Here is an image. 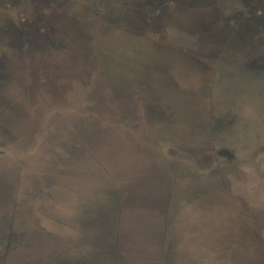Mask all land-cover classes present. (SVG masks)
<instances>
[{
  "label": "rangeland",
  "instance_id": "1",
  "mask_svg": "<svg viewBox=\"0 0 264 264\" xmlns=\"http://www.w3.org/2000/svg\"><path fill=\"white\" fill-rule=\"evenodd\" d=\"M136 1L0 9V264L263 263L264 35L202 55Z\"/></svg>",
  "mask_w": 264,
  "mask_h": 264
},
{
  "label": "flooded vegetation",
  "instance_id": "2",
  "mask_svg": "<svg viewBox=\"0 0 264 264\" xmlns=\"http://www.w3.org/2000/svg\"><path fill=\"white\" fill-rule=\"evenodd\" d=\"M141 1V2H140ZM136 1V3H141L139 7H141V12L144 16H142V22L148 27L153 23L151 20H157V23H164L167 20L174 21L175 24H180L187 29L191 30L195 33V30L198 31V35L200 36V43L203 41L205 47L201 48L202 55H206L210 49V47H214L215 54L217 52H223L227 47L226 42L224 40L227 38L229 34V29L233 34H241L243 32L242 28L244 24H247L252 29H255V34H258L257 26L252 27L258 16V0H246V10L237 11L235 14H228L222 16L220 13L219 1L220 0H140ZM61 0H0V9L3 8H19L20 6H28L32 7L38 4L48 7L59 6ZM135 1H133L134 3ZM130 3V2H129ZM36 6V7H37ZM179 7L182 12H174L176 11L175 7ZM172 8V10H171ZM215 9L214 12L212 9ZM250 8V9H248ZM253 8V9H251ZM164 9V10H163ZM258 9V10H257ZM218 12V13H217ZM261 12V11H260ZM214 13V14H213ZM217 13V14H215ZM173 15V16H172ZM173 17V18H172ZM171 18V19H170ZM27 20V21H25ZM24 21H20L19 24H14L12 26H3L0 27L2 31L0 32V44L1 46H9L10 39L21 42L23 35L21 34V25H26V22H30L31 19H25ZM258 21V20H257ZM152 22V23H151ZM213 23H219L220 29H216ZM145 26V27H146ZM196 27V28H195ZM209 31V35L207 33ZM195 35V34H194ZM237 36V35H236ZM224 42V43H223ZM218 43V44H217ZM223 43V44H222ZM223 45V46H221ZM223 48V49H222ZM211 52V50H210ZM191 61L195 62V57H197V51L191 52ZM257 264H261L258 257L255 256ZM264 264V258L260 257Z\"/></svg>",
  "mask_w": 264,
  "mask_h": 264
},
{
  "label": "water",
  "instance_id": "3",
  "mask_svg": "<svg viewBox=\"0 0 264 264\" xmlns=\"http://www.w3.org/2000/svg\"><path fill=\"white\" fill-rule=\"evenodd\" d=\"M196 28V27H195ZM198 33V31L197 30H195V36L197 37V39H198V37L200 38V36L197 34ZM207 33H208V35L210 34L209 33V31H207ZM245 36L242 34V35H240L239 36V38H238V41H241V42H243V44H245ZM235 49H237V48H235ZM197 51H200L201 50V48L200 49H196ZM210 50H211V52H210ZM243 51H245V50H243ZM237 53H239L238 51H237ZM213 56V55H215V49H214V47H210V49H209V51H208V53H207V56ZM196 62V63H195ZM194 62V64L195 65H197V63H199V62H197V61H195ZM184 106H183V110L184 111H186V112H188V114H190L191 112L193 113V116L195 117L194 118V122H196V128H198V126L200 127H202V125H201V122H200V120L202 119L201 118V115L203 116V114H202V108H201V106H199L198 105V103L196 102L195 104H193V102H191L190 104H188V103H186V104H183ZM201 108V109H200ZM198 113H199V116H197L198 115ZM200 122V123H199ZM191 127V126H190ZM51 263H53V264H59V263H57L56 261H53V262H51ZM61 264H66V263H61Z\"/></svg>",
  "mask_w": 264,
  "mask_h": 264
},
{
  "label": "trees",
  "instance_id": "4",
  "mask_svg": "<svg viewBox=\"0 0 264 264\" xmlns=\"http://www.w3.org/2000/svg\"><path fill=\"white\" fill-rule=\"evenodd\" d=\"M257 22H259V20ZM244 27H245V30H244V28H242L243 32H241V34H239V35L243 34L245 36V38H244L245 41H247L246 39L249 38L250 35H254L256 31H255V29H252L251 27H249L247 24H244ZM257 29H258V32H257L258 34L260 33L261 36L264 35V24L261 27L257 26ZM228 33L229 34L227 35V38L224 40V42H226V44H227V47H225L226 49L223 51L225 53V55H227V49H229L228 47L232 46L235 41H238V34H236L237 36L235 34L232 35L233 33H232V31L230 29H229ZM221 46H223V45H221ZM259 48H261V47L259 46ZM246 49H251V46H247ZM229 50H230V52H232L234 54L236 53V51H233L231 49H229Z\"/></svg>",
  "mask_w": 264,
  "mask_h": 264
}]
</instances>
